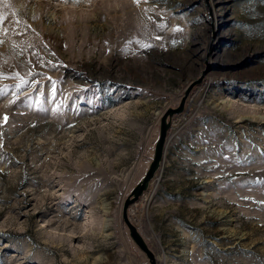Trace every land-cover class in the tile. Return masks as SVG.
<instances>
[{
	"label": "rangeland",
	"instance_id": "rangeland-1",
	"mask_svg": "<svg viewBox=\"0 0 264 264\" xmlns=\"http://www.w3.org/2000/svg\"><path fill=\"white\" fill-rule=\"evenodd\" d=\"M0 15V264H149L122 206L196 81L127 218L156 264H264V0Z\"/></svg>",
	"mask_w": 264,
	"mask_h": 264
},
{
	"label": "water",
	"instance_id": "water-1",
	"mask_svg": "<svg viewBox=\"0 0 264 264\" xmlns=\"http://www.w3.org/2000/svg\"><path fill=\"white\" fill-rule=\"evenodd\" d=\"M197 82L198 81L193 82L188 86V88L184 92V96L181 98L180 103L178 104L177 107L168 108L161 116L160 124H159V135L154 145L152 160L148 166L145 175L143 176L141 181L131 190L129 195L124 200L122 206V219L128 228L129 236L133 240V242L137 245V247L145 254L149 264H156L154 255L147 247L145 241L140 236L137 229L129 222V219L127 218V208L129 207L130 204L135 202L137 198L147 189L151 179L153 178L157 169L159 168L163 156L167 130L170 127V119L174 115L182 112L185 96L187 95L191 87Z\"/></svg>",
	"mask_w": 264,
	"mask_h": 264
},
{
	"label": "snow or ice",
	"instance_id": "snow-or-ice-1",
	"mask_svg": "<svg viewBox=\"0 0 264 264\" xmlns=\"http://www.w3.org/2000/svg\"><path fill=\"white\" fill-rule=\"evenodd\" d=\"M75 2H78V0H75ZM134 2H136L137 4H139L140 3V0H134ZM145 2H147V0H145ZM5 19H6V17H4L3 15H0V25L3 24V22H4ZM16 22L19 23V21H16ZM177 30H179V29H177ZM0 43H2V41H0ZM145 46H147V45H145ZM3 119L6 122L7 121V116L5 115L3 117Z\"/></svg>",
	"mask_w": 264,
	"mask_h": 264
},
{
	"label": "bare ground",
	"instance_id": "bare-ground-1",
	"mask_svg": "<svg viewBox=\"0 0 264 264\" xmlns=\"http://www.w3.org/2000/svg\"><path fill=\"white\" fill-rule=\"evenodd\" d=\"M88 220H90V218Z\"/></svg>",
	"mask_w": 264,
	"mask_h": 264
}]
</instances>
